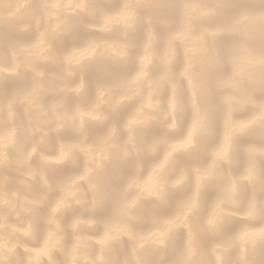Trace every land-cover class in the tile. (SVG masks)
I'll return each mask as SVG.
<instances>
[{"label": "bare ground", "instance_id": "obj_1", "mask_svg": "<svg viewBox=\"0 0 264 264\" xmlns=\"http://www.w3.org/2000/svg\"><path fill=\"white\" fill-rule=\"evenodd\" d=\"M0 264H264V0H0Z\"/></svg>", "mask_w": 264, "mask_h": 264}]
</instances>
